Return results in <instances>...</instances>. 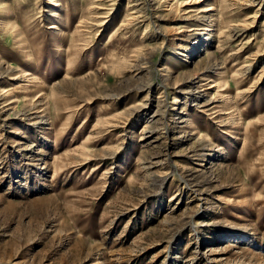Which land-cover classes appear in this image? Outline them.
<instances>
[{
    "label": "rangeland",
    "instance_id": "rangeland-1",
    "mask_svg": "<svg viewBox=\"0 0 264 264\" xmlns=\"http://www.w3.org/2000/svg\"><path fill=\"white\" fill-rule=\"evenodd\" d=\"M0 264H264V0H0Z\"/></svg>",
    "mask_w": 264,
    "mask_h": 264
}]
</instances>
